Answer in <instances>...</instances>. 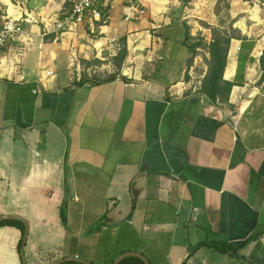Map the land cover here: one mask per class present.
I'll use <instances>...</instances> for the list:
<instances>
[{"label":"crops","instance_id":"crops-1","mask_svg":"<svg viewBox=\"0 0 264 264\" xmlns=\"http://www.w3.org/2000/svg\"><path fill=\"white\" fill-rule=\"evenodd\" d=\"M67 3L0 0L23 28L0 51V216L27 222L26 263L264 264V10L149 0L128 22L101 0L107 24L58 31ZM212 30L230 39L215 101ZM20 228L0 227V264H23Z\"/></svg>","mask_w":264,"mask_h":264},{"label":"built area","instance_id":"built-area-1","mask_svg":"<svg viewBox=\"0 0 264 264\" xmlns=\"http://www.w3.org/2000/svg\"><path fill=\"white\" fill-rule=\"evenodd\" d=\"M149 0H124L125 21H132L147 14ZM253 7L264 10V0H246ZM70 8L63 19L56 23V29L64 31L72 26L101 22L107 24L110 17L107 6L101 0H68ZM23 35L21 21L11 19L0 10V51L9 44L18 42Z\"/></svg>","mask_w":264,"mask_h":264},{"label":"trees","instance_id":"trees-1","mask_svg":"<svg viewBox=\"0 0 264 264\" xmlns=\"http://www.w3.org/2000/svg\"><path fill=\"white\" fill-rule=\"evenodd\" d=\"M212 32H213L214 42L211 45L207 46L210 56H211V60L208 64L209 70H208L207 76L204 79L202 91L205 92L211 98V100L215 101L217 99L219 87L222 82V76H223L225 65H226V57H227L228 47L230 44V39L222 36L220 33H217V31L215 30H212ZM187 37H188L187 38L188 41L192 40V38L189 35ZM200 46L201 44H192L190 46L194 55L196 53V49ZM126 53H127L126 48H123L119 56L120 58L118 60L119 66L123 64ZM262 67L264 70V57L262 60ZM231 88L232 86L230 84H225V92H227V94L230 92ZM60 216H61L62 224L66 226L67 219H66V213H65V205H62L60 209ZM16 222L21 224L20 230L22 232V238L19 244V249L21 250L23 246V240H24V234H25V225L20 221H2L0 222V227L13 225ZM204 246H205L204 244H200L196 246L193 252L197 251L198 249ZM212 247L218 249V251L220 252H223V253L226 252L225 246L214 245ZM132 260L136 262L137 264H144L143 261H141L138 258H128V259L123 260L120 264H128Z\"/></svg>","mask_w":264,"mask_h":264},{"label":"water","instance_id":"water-1","mask_svg":"<svg viewBox=\"0 0 264 264\" xmlns=\"http://www.w3.org/2000/svg\"><path fill=\"white\" fill-rule=\"evenodd\" d=\"M6 220H19V221H22L25 225V234H24L23 246L21 248V257L23 260V264H27L26 260L24 258V245L26 244V241L28 238V232H29L28 224L26 221H24L19 216H0V222L6 221ZM127 257H136V258H139L140 260H142L144 262V264H150L149 261L143 255L137 254V253H130V254L122 255L119 258H117L112 264H120ZM70 262H75V263H80V264H89V263L84 262L83 260H80L78 258H65L62 260H58L52 264H64V263H70Z\"/></svg>","mask_w":264,"mask_h":264},{"label":"rangeland","instance_id":"rangeland-1","mask_svg":"<svg viewBox=\"0 0 264 264\" xmlns=\"http://www.w3.org/2000/svg\"><path fill=\"white\" fill-rule=\"evenodd\" d=\"M67 2H68V0H67ZM68 5H69V2L67 3ZM252 6V5H251ZM253 7V6H252ZM219 9H221L220 11H221V15H220V23L222 24V27L223 28H226L227 30H229V28H230V26H229V20H228V17H227V15L225 14V10H224V8L223 7H217V9L216 10H219ZM209 33H207L206 34V36L208 35ZM200 38V37H199Z\"/></svg>","mask_w":264,"mask_h":264}]
</instances>
